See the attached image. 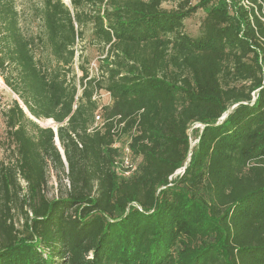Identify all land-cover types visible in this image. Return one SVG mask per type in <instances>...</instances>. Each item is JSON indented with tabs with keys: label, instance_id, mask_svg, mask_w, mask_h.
I'll list each match as a JSON object with an SVG mask.
<instances>
[{
	"label": "trees",
	"instance_id": "1",
	"mask_svg": "<svg viewBox=\"0 0 264 264\" xmlns=\"http://www.w3.org/2000/svg\"><path fill=\"white\" fill-rule=\"evenodd\" d=\"M27 1L24 18L0 0L17 97L2 113L0 264H264V0ZM124 135L129 177L114 164ZM51 170L68 181L52 197Z\"/></svg>",
	"mask_w": 264,
	"mask_h": 264
},
{
	"label": "rangeland",
	"instance_id": "2",
	"mask_svg": "<svg viewBox=\"0 0 264 264\" xmlns=\"http://www.w3.org/2000/svg\"><path fill=\"white\" fill-rule=\"evenodd\" d=\"M64 1L68 3V0H64ZM232 1L233 0H230V2L227 3L230 4ZM16 4L18 8L23 10V17L25 16L24 18H28L29 2L27 0H16ZM162 6L165 8H170L173 6V4L171 2H163ZM204 14L205 13L202 9H198L195 14L184 20V31L188 35L192 37H197L200 34L199 26H200V21L204 16ZM31 26L33 28L35 26V22H33ZM81 48H83V53H84L83 59L81 58V60L83 61V63L89 61V70L92 74H94L97 67L98 58L100 57V52L98 51V48L91 43L89 32L86 33L85 39L83 41L78 42L77 44L78 53L80 52ZM76 72L79 75V71L76 70ZM14 98H17L16 95L10 90L9 87H7L4 84L3 79L0 76V161L1 160L8 161L9 159L12 160L11 150L13 149L14 145L11 143V140L7 135L6 125L2 113L3 110H5L9 106V104ZM95 98L97 99L100 105L109 103L111 101L109 94L104 91H101L100 94L95 96ZM95 115H99L100 119L102 118L101 111L99 109L96 110ZM34 121L40 126H52L54 128L56 126L53 120L34 118ZM195 127H200V126L195 124L189 129L191 145L195 144L197 141V139L194 138L191 132V130ZM125 138H126L125 135L122 136L120 143H123ZM55 143H57V145L59 146L57 139L55 140ZM21 184L24 186V182L22 180H21ZM65 184L66 185L68 184L67 179L63 178L62 176V182L60 183V181H58L55 177V172L51 170L49 181L46 186L47 195L52 197L59 194L60 191H64ZM16 226L20 228V222H16Z\"/></svg>",
	"mask_w": 264,
	"mask_h": 264
},
{
	"label": "built area",
	"instance_id": "3",
	"mask_svg": "<svg viewBox=\"0 0 264 264\" xmlns=\"http://www.w3.org/2000/svg\"><path fill=\"white\" fill-rule=\"evenodd\" d=\"M225 1L230 2V0H225ZM240 3L243 4L245 7H249V5L251 4L248 0H240ZM260 17L262 20H264V9H261ZM98 122L100 123V116L95 115L94 125L96 126L97 124H99ZM195 124L201 127V124L199 123H195ZM113 146L120 149L119 156L116 158L114 163L116 173L124 177L131 176L136 170L137 161L134 160V158L131 156L128 146V141L124 140L123 143H120V140H116Z\"/></svg>",
	"mask_w": 264,
	"mask_h": 264
},
{
	"label": "water",
	"instance_id": "4",
	"mask_svg": "<svg viewBox=\"0 0 264 264\" xmlns=\"http://www.w3.org/2000/svg\"><path fill=\"white\" fill-rule=\"evenodd\" d=\"M225 115H226V114H225ZM225 115H224L222 118H224V117H225ZM56 139H57V138H56ZM56 139H55V140H56Z\"/></svg>",
	"mask_w": 264,
	"mask_h": 264
}]
</instances>
